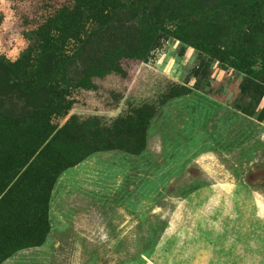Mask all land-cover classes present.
Segmentation results:
<instances>
[{
	"label": "rangeland",
	"instance_id": "rangeland-1",
	"mask_svg": "<svg viewBox=\"0 0 264 264\" xmlns=\"http://www.w3.org/2000/svg\"><path fill=\"white\" fill-rule=\"evenodd\" d=\"M155 1L167 31L124 13L111 37L67 42L23 76L28 95L54 78L69 91L83 129L74 158L85 159L57 180L44 240L9 235L0 264H264V59L253 62L264 55V9L249 31L219 0ZM71 2L0 0L1 115L25 117L7 65ZM245 50L259 93L243 90L248 74L233 64ZM118 64L126 76L107 71ZM143 105L138 140L129 117Z\"/></svg>",
	"mask_w": 264,
	"mask_h": 264
},
{
	"label": "trees",
	"instance_id": "trees-1",
	"mask_svg": "<svg viewBox=\"0 0 264 264\" xmlns=\"http://www.w3.org/2000/svg\"><path fill=\"white\" fill-rule=\"evenodd\" d=\"M219 1L229 12L245 14L249 20L246 29L250 31L252 24V28H257L253 19L262 13L264 0ZM160 2L72 0L57 8L32 29L37 40L34 46L28 47L17 60L8 63L7 71L28 101L23 119L0 114V248L9 235L14 237L12 241L18 243L37 242L28 241L27 238L33 235H40V239L44 240L50 229V199L58 178L64 171L85 159L74 158L82 146L80 137L83 129L78 124L77 115L70 114L72 105L66 98L69 91L59 89L54 78L46 81L44 88L28 95L23 76H30L33 69L38 67L37 63L43 53L58 52L67 42L82 46L99 35L109 34L111 37L115 25L126 24L120 17L124 13L134 15L138 11L140 20L154 31H167ZM239 53L234 56L233 64L248 74L244 78L243 90L248 91L253 86L255 92L259 93L262 84L255 83L253 79L258 71H252L244 61L254 59L253 62L257 63L263 61L264 55H255L252 59L245 55L246 50ZM68 61L64 60V67ZM108 70L109 73L128 74L120 64ZM171 83L173 91L180 89L178 83ZM146 105L138 106L130 112L128 127L131 133L137 125L141 127L147 122L140 113L142 109L145 112L149 108ZM60 118L65 121L59 123L57 120ZM136 131L141 132L138 140L144 139V130L136 127ZM121 148L128 149L124 145ZM4 258L0 256V261Z\"/></svg>",
	"mask_w": 264,
	"mask_h": 264
},
{
	"label": "clouds",
	"instance_id": "clouds-1",
	"mask_svg": "<svg viewBox=\"0 0 264 264\" xmlns=\"http://www.w3.org/2000/svg\"><path fill=\"white\" fill-rule=\"evenodd\" d=\"M256 204H257V207L259 208V211L257 214L259 216H264V203H261V197L258 193L256 194Z\"/></svg>",
	"mask_w": 264,
	"mask_h": 264
},
{
	"label": "crops",
	"instance_id": "crops-1",
	"mask_svg": "<svg viewBox=\"0 0 264 264\" xmlns=\"http://www.w3.org/2000/svg\"><path fill=\"white\" fill-rule=\"evenodd\" d=\"M59 179V178H58ZM50 201H51V199H50ZM50 224H51V221H50Z\"/></svg>",
	"mask_w": 264,
	"mask_h": 264
}]
</instances>
